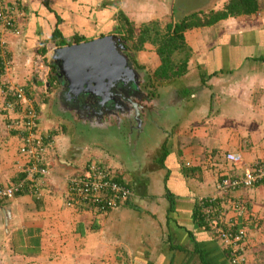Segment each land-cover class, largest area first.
<instances>
[{
  "label": "crops",
  "instance_id": "1",
  "mask_svg": "<svg viewBox=\"0 0 264 264\" xmlns=\"http://www.w3.org/2000/svg\"><path fill=\"white\" fill-rule=\"evenodd\" d=\"M6 1L20 6L15 17L20 34L5 35L10 63L24 52L45 61L54 47L105 35L123 39L121 16L136 31L151 23L163 29L203 22L226 2ZM263 11L187 28L186 71L162 84L141 72L160 64L147 43L148 51L145 46L136 53L140 66H131L140 76L135 79L138 89L149 93L154 83V91L140 101L135 118L109 114L91 94L64 95L55 78L48 79L50 62H43L49 74L40 79L26 59L27 70L18 71L21 78L31 72L25 86L36 102L38 132L48 140L45 163L50 173L39 196L0 201V264H231L197 205L201 197L216 195L217 179L229 168L240 175L245 167L264 161ZM210 28L215 33L207 34ZM61 40L64 44L57 46ZM42 81L52 86L39 85ZM63 97L73 102L63 105ZM4 101L0 91V106ZM117 103L105 105L115 108ZM9 116L0 112L3 184L18 180L25 162L18 153L19 131L9 124ZM226 154H238L241 161H226ZM89 162L107 166L128 184L133 193L129 201L102 213L75 202L67 205V177ZM232 196L239 206L223 203V220L246 232L244 264H264V186Z\"/></svg>",
  "mask_w": 264,
  "mask_h": 264
},
{
  "label": "built area",
  "instance_id": "2",
  "mask_svg": "<svg viewBox=\"0 0 264 264\" xmlns=\"http://www.w3.org/2000/svg\"><path fill=\"white\" fill-rule=\"evenodd\" d=\"M4 9L0 6V46L6 42V33H19L15 19L18 16V11L8 13ZM5 55L6 53L3 51L0 53L3 76L11 67L9 57ZM39 61L40 64L38 61L33 64L37 74L42 78L45 69L40 56ZM23 88L20 84L12 85L0 79L1 92L12 97V100L4 101L0 106V112L12 116H9V124L19 131L18 153L25 160L24 164L19 167L23 174L21 178L9 184L0 182V201L13 198L21 193L39 196L44 179L49 176V170L45 163L49 146L48 140L38 132L39 113L36 104ZM225 158L235 163L241 161L238 154H226ZM113 178L114 174L107 166L96 162L87 163L80 172L67 177L66 204L70 205L75 202L102 213L108 208L114 209L126 203L133 194L131 189L126 185L116 183ZM256 185L264 186V161H258L253 166L245 167L240 175L235 173L227 175L224 172L218 177L215 184L216 195L201 197L198 200L200 210L211 226V230L229 249L231 264H244L246 232L244 228L226 224L223 220L224 210H217L216 205L227 203L226 196L232 190L252 188ZM211 204L214 206L211 207ZM237 206H239L238 202L235 201L233 207Z\"/></svg>",
  "mask_w": 264,
  "mask_h": 264
},
{
  "label": "water",
  "instance_id": "3",
  "mask_svg": "<svg viewBox=\"0 0 264 264\" xmlns=\"http://www.w3.org/2000/svg\"><path fill=\"white\" fill-rule=\"evenodd\" d=\"M125 51L126 42L115 35L54 47L49 55L50 65L60 83V92L64 95L72 93L74 97L94 95L97 105L103 107L115 101L121 93L136 92L135 79L139 75L132 68ZM38 84L49 87V82ZM138 95V101L148 100L140 90Z\"/></svg>",
  "mask_w": 264,
  "mask_h": 264
},
{
  "label": "trees",
  "instance_id": "4",
  "mask_svg": "<svg viewBox=\"0 0 264 264\" xmlns=\"http://www.w3.org/2000/svg\"><path fill=\"white\" fill-rule=\"evenodd\" d=\"M0 6L4 7L5 8L4 10L8 13H12L14 11L20 10V6L18 5L16 1L9 3L6 0H0ZM263 7L264 5L260 2V0H226V2L223 4L221 9L215 12L214 11L210 12V14L208 15L209 17H206L203 22L182 23L180 25H175V26L166 25L163 29H161L157 23H151L150 25H142L138 31H136L133 28V25L127 22V20L123 16H121L120 17L121 20L125 21L124 27H123L124 29L122 31L123 39H125L127 42H131V48L126 47V54L128 58L130 57L129 59H131L129 62H131L133 66L136 65L138 68V66L140 65L137 63V60L135 59V57L134 56L132 57L130 55V52L128 51V49H130V51L134 50L137 53L143 50L145 43H150L154 46L155 52L160 61L158 69L155 70V72L152 74L153 77H155L156 79L160 78L162 79V81L173 79L174 77L177 78L178 76H181L183 73H185L186 64L189 58V53H188L189 48L186 47L184 43V37L182 34L183 31L193 26V24L194 25L200 24L201 26H205V25H211L219 20H224L229 17H237V16L250 17L258 13ZM78 40H81V39H77L74 42ZM63 44H64V40H61L56 45L62 46ZM2 51L3 53H6L5 56L8 57L9 53L7 52L6 42L2 46H0V53ZM45 51H46V48L43 47L39 51V54L43 55ZM2 69H3V65H2L1 57H0V76L2 74ZM53 71L54 70L52 69L50 72V76L48 77L49 80L53 79ZM21 86H23L24 87L23 89L27 91V87L25 86V84H21ZM3 95H4L5 100L7 99L12 100V97L8 96L9 94L6 93V95L5 94ZM229 170L233 171L232 174L234 173V171H236L235 168L231 167L226 171L227 175L228 174L232 175ZM22 176L23 174H21V176L19 177L21 178ZM113 179L116 183L123 184L129 187V185L124 183L119 176L114 175ZM260 186L262 187V185H256L255 187H260ZM255 187H252V188H255ZM240 189H244V188L234 189L228 193L226 198L228 199L229 203L236 201V198H233L232 194L233 192L238 191ZM22 194L23 193L19 195H22ZM221 205H222L221 203L216 205V209L217 210L222 209ZM205 206H208V205L205 204ZM210 206L212 207L214 205L211 204ZM85 207L89 208V206H85ZM112 209L108 208L105 210V212H108ZM92 210L96 211L94 208H92ZM197 210H200L199 205H197ZM244 248H245V241H244ZM225 249L227 251V256H228L229 249L227 248V246H225ZM229 258H230V252H229Z\"/></svg>",
  "mask_w": 264,
  "mask_h": 264
},
{
  "label": "rangeland",
  "instance_id": "5",
  "mask_svg": "<svg viewBox=\"0 0 264 264\" xmlns=\"http://www.w3.org/2000/svg\"><path fill=\"white\" fill-rule=\"evenodd\" d=\"M263 9V8H262ZM263 13H264V11H263ZM207 17H209V16H207ZM246 22L247 21H244V22H242V23H240L238 26H241L242 24H246ZM18 24V23H17ZM215 31H216V28H214V29H209L208 30V33L207 34H209V35H211L212 33H215ZM18 34H20V33H18ZM183 36H184V31H183ZM6 42H7V40H6ZM125 42H126V44H127V46L129 47V48H131V42H127L126 40H125ZM9 43V42H8ZM147 43H145L144 44V47H145V50H147L148 51V49H147V45H146ZM9 45L11 46V44L9 43ZM186 47H187V45H186ZM128 51L131 53V52H133L134 54H136V51H130V49H128ZM146 51V52H147ZM183 51V50H182ZM148 53V52H147ZM146 53V54H147ZM34 54L35 53H33L32 52V54H30V55H26V53L24 52V55L23 56H21L20 58L18 57V58H16V62H14L13 63V61L10 63V66L11 67H9V69L7 70V73H4V76H3V74H1V76H0V79L2 80V81H4V82H9V83H11L12 85H18V84H25V78L27 79L30 75H31V72L30 73H27L26 74V77H23V78H21V75H20V73H19V71H22V70H27L26 68L27 67H25L24 66V62L26 63V59H31L32 60V67H33V69H32V72L33 71H35V73H36V75H38L37 74V72H36V68H35V65L33 64L35 61H38L39 62V64H40V61H39V55H35L34 56ZM49 54V53H48ZM47 54V55H48ZM135 57V59L136 60H138L137 59V54L134 56ZM181 58V57H180ZM179 58V59H180ZM30 60V61H31ZM21 61V62H20ZM23 61V62H22ZM41 62L43 63V62H45L46 64H48L49 62H50V56L48 55L46 58H45V61H43V58H41ZM17 63H21L22 64V66L20 67ZM137 63H138V61H137ZM43 65L45 66V64L43 63ZM140 65V64H139ZM149 65H151V63L150 64H148V66ZM134 66H136V65H134ZM28 67H30V64L28 65ZM158 67H159V65L158 66H156L155 67V69L151 72L150 70H149V72L148 73H145L144 71H141L143 74H149V75H152L154 72H155V70H157L158 69ZM45 68H47V67H44V69ZM19 70V71H18ZM46 70V69H45ZM152 77H153V75H152ZM147 79H148V77H147ZM153 79H155V81L157 82V84H162V79H160V78H155V77H153ZM150 91H149V93L148 94H151V92L152 91H154V83H153V87H151L150 89H149ZM0 91H1V89H0ZM2 93V92H1ZM3 94V93H2ZM153 99V98H152ZM49 170V169H48ZM49 173H50V171H49Z\"/></svg>",
  "mask_w": 264,
  "mask_h": 264
},
{
  "label": "flooded vegetation",
  "instance_id": "6",
  "mask_svg": "<svg viewBox=\"0 0 264 264\" xmlns=\"http://www.w3.org/2000/svg\"><path fill=\"white\" fill-rule=\"evenodd\" d=\"M130 55L133 57L136 54H134L133 52H131ZM130 60L131 59H129V61ZM53 70H54V68H53ZM54 73H55V70L53 71V74ZM55 80H56V78H55ZM56 83H58L57 84V87H59V84L60 83L57 80H56ZM51 84L52 83L49 82V87L52 86ZM144 88H146V87H144ZM144 90H145L144 92L146 94H148L147 88L144 89ZM138 94H139V89H137V88H136V92L135 91H131L130 93L121 94L116 99V100L119 101V103H117V104L114 105L115 108H112L113 106H111V105H109L108 108L106 106L104 108H105L106 112H108L109 114H114V115L118 116V118L121 115L120 113H123L124 114V118H128V116L129 117L131 116V118H135L137 116V110H139V108L141 106L140 101H142V100H139V101L137 100L138 99L137 96H139ZM67 101H72V100H70L68 97H63V98L60 99V103H62L63 105L65 103H67ZM81 102H83V101H81ZM133 104H135V106H133ZM122 121H127V119L126 120H122Z\"/></svg>",
  "mask_w": 264,
  "mask_h": 264
},
{
  "label": "clouds",
  "instance_id": "7",
  "mask_svg": "<svg viewBox=\"0 0 264 264\" xmlns=\"http://www.w3.org/2000/svg\"><path fill=\"white\" fill-rule=\"evenodd\" d=\"M123 40V39H122ZM125 54H126V51H125ZM127 55V54H126ZM128 57V56H127ZM129 59V58H128ZM131 63V62H130ZM132 64V63H131ZM45 67V66H44ZM52 69H53V67H51ZM49 74V72H48V70H47V73L46 72H44V76L42 77V78H40V79H43L44 77H46L47 75ZM54 76V75H53ZM40 76L38 75V78H39ZM48 77H49V75H48ZM43 82V81H42ZM46 82H49V81H46ZM140 90V89H139ZM141 91V90H140ZM141 92H143V91H141ZM145 95H146V97L147 98H149L150 97V95L149 94H146L145 92H143ZM122 94V93H121ZM124 94V93H123ZM35 102V101H34ZM35 104H36V102H35ZM37 107V106H36Z\"/></svg>",
  "mask_w": 264,
  "mask_h": 264
}]
</instances>
